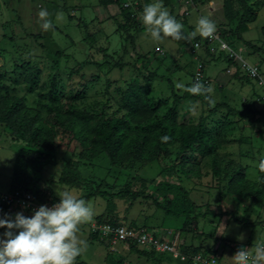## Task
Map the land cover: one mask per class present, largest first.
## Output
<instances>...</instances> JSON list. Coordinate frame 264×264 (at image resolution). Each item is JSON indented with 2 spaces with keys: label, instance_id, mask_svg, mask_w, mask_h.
I'll return each mask as SVG.
<instances>
[{
  "label": "rangeland",
  "instance_id": "rangeland-1",
  "mask_svg": "<svg viewBox=\"0 0 264 264\" xmlns=\"http://www.w3.org/2000/svg\"><path fill=\"white\" fill-rule=\"evenodd\" d=\"M223 1L208 0L202 4V0H163V4L182 23L186 34L195 29L200 17L210 18L216 25L214 34H218L240 58L259 66L264 77V0H258L255 6L258 18L243 33V39L236 35V23L230 25L226 19ZM150 2L153 0H119L118 4L105 7L99 0H0V84L3 81L6 86L12 87L15 86L14 79H20L14 94L29 107L25 115L28 120L35 115L46 117L51 114L45 93L56 87L64 89L66 95L73 89L82 93L83 87L88 89L83 98L75 101L61 96L62 106L69 107L70 112L76 109L79 117L84 116L83 113L101 117L104 106L106 112H103V117H120L124 113L131 85L135 81L142 82L151 75L149 72L162 75L157 80L154 78L151 97L154 100L167 99L172 103L177 113L179 111L181 124L183 122L189 127L206 122L213 113L212 106H216L217 114L223 115L222 118L226 115L233 118L231 124H226L229 145L222 150L226 148L233 160L242 162L247 169V178L256 183L260 178L258 164L264 158V104L260 98L264 94V86L226 72L229 50L213 57V54L200 48L196 55L206 63V74L211 80V102L203 95L192 96L186 90L192 86L196 72L197 59L192 49L202 36L198 34L190 40L166 38L163 42H153L142 23L143 8ZM124 3L131 5L127 11L135 14L134 22L126 24L127 19L120 7ZM41 10L49 14L46 19L51 21V27L47 30L42 28L45 18L39 16ZM216 45L219 47V42ZM164 76H168L174 86ZM29 80L31 84L36 81V84L30 86ZM135 85L140 89V84ZM172 89L192 99L186 98L176 104ZM2 106L6 105L0 102ZM167 109L164 112L169 111ZM244 111L246 114L242 115ZM20 113L24 115L18 111L13 114L17 123L23 117ZM99 116L96 120L92 119L91 124H95ZM60 118L65 124L57 129L54 160L40 174L30 170L20 171V178L15 171L23 141L13 139L10 129L0 123V191L31 184L37 187L36 191L52 194L55 204L60 200L59 195L66 191L85 200L92 216L80 225L79 235L86 240L87 247L77 257L76 264H120L119 261L126 264H189L170 253L156 252L152 258L146 251L136 253L126 245L111 251L110 243L92 238L91 231V224L98 221L99 216L106 220L107 214L118 218L122 224L134 222L160 236L175 239L176 245L189 242L206 250L213 247L218 254V264H233L232 256L242 247L251 253L257 246H264V200H252L250 195L237 203L232 201L228 190V197L221 200L220 194L224 193L212 189L209 186L211 176L204 175L211 171L209 158L202 171L203 178L185 182L193 189L192 198L201 204L196 209L197 218L185 227L181 218L166 215L165 206L162 205L161 209L155 200L150 199L154 184L162 179L175 180V175L164 173L175 163V157L162 155L150 164L132 166V162L128 161L125 165L112 168L106 153L92 156L85 149L84 144H88L90 136L88 130L85 129L84 133L69 114L62 112ZM209 123L215 133L221 121L211 119ZM49 125L48 128L56 130V126ZM64 128L71 131L63 133ZM198 154L195 153L196 156ZM241 154L247 156L242 157ZM72 161L81 165L86 180L80 186L59 180ZM134 176L146 182L145 185L137 182L133 185L145 196H139L134 202L131 199H113L111 193L129 186ZM95 186L106 191L105 195H96L98 192L92 190ZM88 195L96 196L89 198Z\"/></svg>",
  "mask_w": 264,
  "mask_h": 264
},
{
  "label": "trees",
  "instance_id": "trees-1",
  "mask_svg": "<svg viewBox=\"0 0 264 264\" xmlns=\"http://www.w3.org/2000/svg\"><path fill=\"white\" fill-rule=\"evenodd\" d=\"M99 1L100 4L105 7L119 3V0ZM202 1V4H206L208 0ZM258 3V0L223 1L224 15L230 25L236 23L235 32L239 39H243V33L247 32L250 28V24L257 20L258 10L255 6L258 5ZM125 4L126 3H124V5L122 4L120 7L122 9L121 13L127 19L126 24H128L129 22H134L135 14H133V12H128L127 10L130 9L131 6H125ZM119 28L121 27L119 26ZM201 38L202 37L197 40ZM207 52L209 53V50H207ZM221 52L222 55L224 51ZM226 57L228 61H232V59L229 58V54H227ZM149 73L151 75H148L142 82L135 81V83L131 85V89L128 91L127 103L124 105V113L120 117H103V112L106 109L105 106L100 113L101 117L97 114V116H87L84 113V116L81 115L79 117V112L75 111L76 109L70 112L69 107L64 108L62 106L60 103L61 96L66 97L68 101H75L79 98H83L88 89L83 87L84 93L80 92L81 90L73 89L66 95L64 89L56 87L51 89L48 93H45L46 96L48 95L47 98L50 104L47 107L51 114L46 117L40 114L35 115V117L28 120L25 118V115L26 113L28 114L29 107L22 98L14 94L18 86L17 84L20 85V79H14L16 80L15 86L12 87L6 86L5 82L1 81L0 102L6 106L0 107V123L5 124L10 129L9 132L13 139L23 141V146L20 153L17 155L16 175L20 178L21 174L19 172L26 170L40 174L47 164L54 160L56 153L55 143L59 131L57 129L65 124L62 118H60L63 112L69 114L71 117L70 119L73 120L74 124L80 126L84 133L86 130L90 132L88 144L83 143L85 149H87L92 156L106 153L112 168L125 165L129 163L128 161L132 162V166L150 164L162 155L175 157L173 160L175 163L164 170V173L167 175H175V180L167 181L162 179L154 184L150 199L155 200L161 209V206L164 205L165 208L163 209L166 215L181 218L183 223H185V227L188 222H192L197 218L195 214L196 209L201 206L198 201L192 198L191 192L193 189L187 186L185 182L190 179L201 180L203 178L202 171L208 164V158L210 159L209 164L211 165V171H209L210 174L207 172L204 175L211 176L209 186L212 189L221 190L224 193L220 194L221 200L224 197H228L229 193L226 195V190H228L227 192L231 193L230 197L233 199L232 201H236L237 203H239V200L247 198L250 195L253 197L252 200L263 201L264 172L259 170V181L251 183L246 176L247 169L243 166L242 162L235 161L233 158L219 154V149L224 147L222 145L229 142L227 135L228 127L226 124H231L233 118L230 115H226L222 118L223 115L217 114L216 106H212L211 111L213 113L207 118L206 122H199L196 126L191 125L189 127L184 125L183 122L181 124L179 111L177 113V109L171 105L172 103L170 104L167 99H152L153 80L155 77L158 78L161 76L153 72ZM237 77L250 80L247 77ZM167 80L172 84L171 86H174L169 78H167ZM24 81L27 82V80ZM136 83L140 84V89L136 88ZM28 84L33 86L36 84V81L31 84L29 80ZM171 91L174 94V103L176 104L186 98L192 99L190 96L176 92L175 89ZM191 95L196 96V94ZM166 108H169L167 109L169 111L164 112ZM17 111L24 113V115L20 113L23 117L18 123L13 117V114ZM237 113L239 114L240 112ZM243 114H246V111L242 112V115ZM98 116L100 118L96 123L91 124L92 119L96 120ZM86 117L88 118L86 119ZM211 119H218L221 121V124H218L216 127L215 133L213 129H210L211 124L209 121ZM35 120L38 121L35 122ZM38 122L40 123L38 124ZM49 124L56 126V130L50 127L48 128V126H50ZM70 131V129L64 128L62 132L69 133ZM163 136H168L170 139L167 142H162L161 137ZM259 151L260 149H258V152ZM82 152L80 151L78 154L79 161ZM197 152H199L200 155L198 154V156H196L195 153ZM244 156H247V154ZM38 162H40V165H38ZM80 166L78 162L72 161V163L67 165L59 180L75 186H80L81 183H85L86 180ZM135 182L141 185L142 183L144 185L146 183L141 177L134 176L129 186L115 193H111L112 198L131 199L134 202L139 196H145L144 193L133 188ZM14 189L30 190L34 193L35 197L41 201L52 199V202H55L52 194L43 190L36 191L37 187H32L31 184H28L27 187L20 185V187L12 188L11 190ZM92 190L98 192L96 195H105L106 192L97 189L96 186L92 188ZM88 196L91 197L95 195ZM0 207L4 209L5 205H0ZM107 216L106 220L102 219L103 216H99L98 221L114 224L120 223L118 222V218H114V216L111 215ZM132 223L133 224H130V226L147 228L146 226L137 225L134 222ZM1 230L2 229H0V231ZM92 238L95 239L98 238V236L92 233ZM130 249L136 253H143V251H146L152 258L155 257L154 254L156 253L154 251L138 249L133 245H131ZM180 249L187 255L205 251L207 253L216 252L213 247L207 248L208 250H206L203 246L194 245H180ZM119 262L120 264L124 263L123 261ZM189 264H192V262L190 261Z\"/></svg>",
  "mask_w": 264,
  "mask_h": 264
},
{
  "label": "clouds",
  "instance_id": "clouds-1",
  "mask_svg": "<svg viewBox=\"0 0 264 264\" xmlns=\"http://www.w3.org/2000/svg\"><path fill=\"white\" fill-rule=\"evenodd\" d=\"M48 12L41 10L42 28L51 27L47 20ZM142 23L153 42L190 40L198 34L211 37L216 30L215 23L207 16L197 20L195 29L190 33L183 31L184 26L164 7L163 0L147 3L142 12ZM187 92L203 95L211 102V87L195 82ZM168 136L161 137L167 142ZM264 172V158L258 164ZM58 203L52 207L41 205L26 217L16 213L14 217L5 214L0 217V264H76V259L87 247L86 240L79 235L80 225L91 219L92 211L86 201L70 192H64ZM233 264H264V246H257L250 256L245 248H240L232 256Z\"/></svg>",
  "mask_w": 264,
  "mask_h": 264
},
{
  "label": "built area",
  "instance_id": "built-area-1",
  "mask_svg": "<svg viewBox=\"0 0 264 264\" xmlns=\"http://www.w3.org/2000/svg\"><path fill=\"white\" fill-rule=\"evenodd\" d=\"M126 6H131L126 4ZM218 34H213L211 37H203L195 42L192 52L195 53L197 59L196 72L193 82H200L206 86L211 85V80L206 74L205 64L196 55L198 49L204 48L209 50L210 54L216 56L221 51L229 50V67L226 72L232 76L247 77L259 86H264V77L259 66L249 63L240 58L234 51L230 50L228 44L221 40ZM216 42H219V47H216ZM157 51H161L158 49ZM264 104V94L260 96ZM55 203L52 199L48 201L38 202L33 192L30 190L14 189L6 192H0V205H5V208H19L27 214H33L34 209H38L41 205L52 207ZM0 207V217H2ZM91 231L102 240L108 241L111 246V251H117L120 245L131 247L135 246L141 250L154 251L160 253H170L174 258L181 259L192 264H218L217 252H200L185 254L180 249V245H176L175 239L170 240L165 236H160L151 232L145 227H134L122 223L114 224L109 222L95 221L91 224ZM250 256L255 254L248 252Z\"/></svg>",
  "mask_w": 264,
  "mask_h": 264
},
{
  "label": "crops",
  "instance_id": "crops-1",
  "mask_svg": "<svg viewBox=\"0 0 264 264\" xmlns=\"http://www.w3.org/2000/svg\"><path fill=\"white\" fill-rule=\"evenodd\" d=\"M109 6H111V5H109ZM200 38V37H199ZM207 51V50H206ZM204 64H206L205 62H204ZM159 76H162V75H159ZM163 77V76H162ZM235 77H237V76H235ZM167 79V78H169L168 76L166 77V76H164V79ZM238 78V77H237ZM158 78H156V80H157ZM155 80V81H156ZM229 145V143H224L222 146H224V147H227ZM224 147H222V148H220L219 149V154H221L222 153V155H224V156H226V157H229V158H231L229 155H228V153L225 151L226 150V148L224 149V150H222ZM221 152V153H220ZM241 156L242 157H244L242 154H241ZM1 192V191H0ZM96 196V195H95ZM94 196V197H95ZM83 197H86V196H83ZM89 198H90V196H89ZM18 209L19 208H4L3 210H2V213H1V215L2 216H4L5 214H8V215H10V216H14L16 213H18ZM19 212L20 213H23L26 217H29V216H31L32 214H27V213H25L24 211H22L21 209H19ZM108 215V214H107ZM3 231V229L1 230V232ZM99 238V237H98ZM182 245H193V244H191V243H187L186 242V244H182ZM194 246H196V245H194ZM185 262V261H184ZM186 263V262H185ZM123 264H126L125 262L123 263Z\"/></svg>",
  "mask_w": 264,
  "mask_h": 264
}]
</instances>
